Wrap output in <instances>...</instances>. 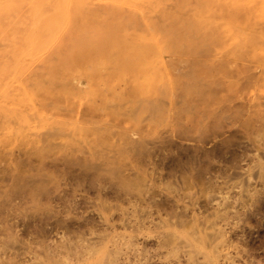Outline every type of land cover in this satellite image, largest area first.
<instances>
[{
  "label": "rangeland",
  "instance_id": "374dc122",
  "mask_svg": "<svg viewBox=\"0 0 264 264\" xmlns=\"http://www.w3.org/2000/svg\"><path fill=\"white\" fill-rule=\"evenodd\" d=\"M38 2L0 0V264H264V0Z\"/></svg>",
  "mask_w": 264,
  "mask_h": 264
},
{
  "label": "bare ground",
  "instance_id": "6f19581e",
  "mask_svg": "<svg viewBox=\"0 0 264 264\" xmlns=\"http://www.w3.org/2000/svg\"><path fill=\"white\" fill-rule=\"evenodd\" d=\"M38 1V0H37ZM41 1H43V0H41ZM41 1L39 0V2H38V4H40V5H42L41 4ZM68 1V0H67ZM70 1V0H69ZM66 1H64L63 2V4L65 3ZM81 3H82V1H80ZM20 3V2H19ZM37 4V3H36ZM60 4H62V2L60 3ZM66 4V3H65ZM83 4V3H82ZM52 4H50V6H51ZM54 6H56V5H54ZM45 7V6H44ZM52 7V6H51ZM9 8H12V9H14L15 11L18 9V7H17V5H15V4H13V5H10V6H8V7H6L5 9H6V12H7V10L9 9ZM55 8V7H54ZM53 8V9H54ZM60 8H62V6L60 7ZM63 9V8H62ZM3 11V10H2ZM44 11H46L45 10V8H44ZM44 11L42 12V10L40 9V7H37V8H35L34 7V17L35 18H37V19H41V18H43L44 19V17H43V13H44ZM54 11V10H53ZM52 11V12H53ZM3 13H4V11H3ZM47 13V12H46ZM46 13H44V14H46ZM59 14V13H58ZM53 15V14H52ZM64 15H67L69 18V23H71V26L70 27H72V24H73V20H71V18H84V19H89V18H86L88 15H89V13H88V11H87V9H86V7L85 6H82L81 4H78L75 8H72V7H69V9H68V11H67V14H64ZM63 15V16H64ZM1 16V15H0ZM55 16V15H54ZM73 16V17H72ZM90 16V15H89ZM2 17V16H1ZM51 18V17H50ZM50 18L48 19V20H50ZM47 20V19H46ZM53 21V20H52ZM54 22V21H53ZM23 30V29H22ZM74 43H76V42H74ZM84 46V45H83ZM95 46H97L96 48H104V49H110V48H114L115 46H117V45H115V43H109V42H107L106 40H104V41H101V42H98L97 43V45H95ZM70 48H71V46H70ZM5 59V58H4Z\"/></svg>",
  "mask_w": 264,
  "mask_h": 264
}]
</instances>
